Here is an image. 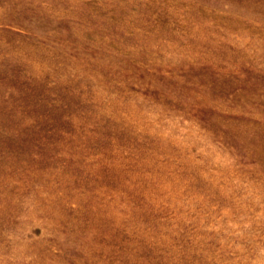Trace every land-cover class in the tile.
Wrapping results in <instances>:
<instances>
[{
  "label": "rangeland",
  "instance_id": "rangeland-1",
  "mask_svg": "<svg viewBox=\"0 0 264 264\" xmlns=\"http://www.w3.org/2000/svg\"><path fill=\"white\" fill-rule=\"evenodd\" d=\"M0 264H264V0H0Z\"/></svg>",
  "mask_w": 264,
  "mask_h": 264
}]
</instances>
